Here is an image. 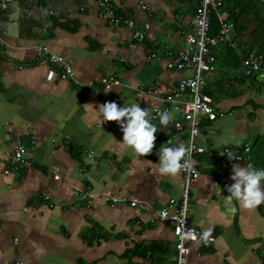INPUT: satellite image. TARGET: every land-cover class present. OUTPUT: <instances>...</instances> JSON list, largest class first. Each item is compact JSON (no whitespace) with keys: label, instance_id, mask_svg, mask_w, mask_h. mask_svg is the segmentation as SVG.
I'll use <instances>...</instances> for the list:
<instances>
[{"label":"crops","instance_id":"obj_1","mask_svg":"<svg viewBox=\"0 0 264 264\" xmlns=\"http://www.w3.org/2000/svg\"><path fill=\"white\" fill-rule=\"evenodd\" d=\"M112 1L138 29L150 26L144 43L102 19L98 0H68L63 11L45 16L39 31L21 23L18 7L0 12V264L176 263L173 229L158 215L171 200L181 204L184 178L158 171L161 146L174 145L167 141L169 127L151 119L157 101L148 91L174 89L193 75L169 69L162 47L186 46L201 0ZM248 28L238 34L237 49L215 50V70L207 74L218 117L204 120L198 138L204 153L197 156L189 218L216 240L208 247L190 244L186 264H264V203L252 210L235 199L225 205L233 164L264 170V79L241 70L255 26ZM42 47L64 57L79 84L92 88L62 79L59 69L49 81V66L36 58ZM150 51L158 59L149 60ZM109 77L120 84L105 88ZM106 102L148 110L157 129L149 155L137 157L122 143L120 126L102 122L97 111ZM34 136L32 165L12 164L6 154L18 140L30 146ZM246 145L247 159L229 160L234 148ZM45 198L53 208L43 205Z\"/></svg>","mask_w":264,"mask_h":264},{"label":"built area","instance_id":"obj_2","mask_svg":"<svg viewBox=\"0 0 264 264\" xmlns=\"http://www.w3.org/2000/svg\"><path fill=\"white\" fill-rule=\"evenodd\" d=\"M15 0H0V12L9 9L11 3ZM235 1V0H231ZM264 3V0H257ZM101 8L100 17L109 23L117 26H124L132 30L133 39L136 43H144L147 39L150 26L138 29L136 21L131 16L118 12L112 0H98ZM215 16L219 22L220 28L216 35L211 34L212 17ZM5 31L0 25V54L2 53L4 42L3 35ZM238 31L236 24L231 19L230 12L225 9L224 0H201L196 9L194 18V28L192 32L186 35V46L179 49H172L165 45L162 51L167 58V66L171 70H190L193 72L191 77L182 79L174 89L167 90L163 86L155 87L148 93L157 101L153 109L151 119L160 121L158 113L168 111L172 120L168 124L171 138L167 141L178 147L181 144L191 148L190 155L185 159L190 167L180 172L184 178L183 199L180 205H176V200L170 201V206L159 212L158 219L161 222H168L176 239L177 259L175 264H186L191 253L192 243H202L206 247L215 242V237L204 238V233L197 229L189 218L190 190L192 184L198 180L200 170L198 167L197 156L204 153V149L199 145L198 138L201 134L204 120L214 122L218 114L215 109V102L211 95L206 92L208 84L207 74L214 72L217 61L215 50L222 46L238 48ZM157 52H149V60L158 59ZM37 61L46 63L49 66L47 79L51 81L56 75L57 69L64 80H69L74 84L80 85L72 67L66 62L64 57L55 54L47 47L36 49ZM20 66L19 68H21ZM242 73L246 77H259L264 79V54L256 46L248 50L242 59ZM102 83L105 88L114 84H120L115 77L105 78ZM81 86V85H80ZM85 89H91L92 86H81ZM177 112L175 117L173 112ZM117 125H119L116 122ZM120 126V125H119ZM37 137L34 136L30 146L24 145L20 140L17 147L6 154L7 159L14 165L29 167L33 161L30 155L37 146ZM71 150V146L67 147ZM251 151V147L246 145L243 148H234L232 153L238 157L237 161L247 159L246 154ZM226 152H229L227 150ZM182 164L185 160L181 161ZM59 179V177H57ZM228 192V191H227ZM230 195V193L228 192ZM86 198V196H85ZM119 200H114L118 202ZM43 205L53 208V204L48 203V199L43 200ZM136 206V202H132ZM16 264H24L17 260Z\"/></svg>","mask_w":264,"mask_h":264},{"label":"clouds","instance_id":"obj_3","mask_svg":"<svg viewBox=\"0 0 264 264\" xmlns=\"http://www.w3.org/2000/svg\"><path fill=\"white\" fill-rule=\"evenodd\" d=\"M99 116L103 117L102 122L115 121L120 125L123 132V144L128 146L137 157L147 156L154 148L156 139V127L150 123L148 110H142L137 103L125 104L124 107H118L115 102H106L99 106L97 111ZM160 123L165 127L172 120L168 111L158 113ZM191 148L181 144L178 147H166L162 145L159 150L158 171L163 176L177 177L182 170L190 167L185 159L190 155ZM229 160L239 159L229 154ZM185 160L182 164L181 161ZM88 163H94L89 158ZM234 175L231 179L235 183L227 186L230 195L225 196V205H231L235 199L240 202L241 207L245 209H255L264 203V189L261 188V180H264V170H256L251 164L246 167H240L237 164L232 165ZM215 185V184H213ZM211 235V229H207L204 238Z\"/></svg>","mask_w":264,"mask_h":264},{"label":"trees","instance_id":"obj_4","mask_svg":"<svg viewBox=\"0 0 264 264\" xmlns=\"http://www.w3.org/2000/svg\"><path fill=\"white\" fill-rule=\"evenodd\" d=\"M224 1L225 9L230 12L231 19L236 24L240 36H243V33L249 29L250 25L253 24L255 26L250 33V40L247 45L249 49L257 46L264 54V3L257 0ZM219 28L220 25L217 18L213 16L211 34L216 35L219 32Z\"/></svg>","mask_w":264,"mask_h":264},{"label":"water","instance_id":"obj_5","mask_svg":"<svg viewBox=\"0 0 264 264\" xmlns=\"http://www.w3.org/2000/svg\"><path fill=\"white\" fill-rule=\"evenodd\" d=\"M68 0H15L11 3L12 8H20L19 20L26 27L31 26L33 30L39 31L44 18L49 13L63 11ZM46 32V31H45Z\"/></svg>","mask_w":264,"mask_h":264},{"label":"rangeland","instance_id":"obj_6","mask_svg":"<svg viewBox=\"0 0 264 264\" xmlns=\"http://www.w3.org/2000/svg\"><path fill=\"white\" fill-rule=\"evenodd\" d=\"M258 79L261 80V81L263 80V79H261V78H259V77H258Z\"/></svg>","mask_w":264,"mask_h":264}]
</instances>
